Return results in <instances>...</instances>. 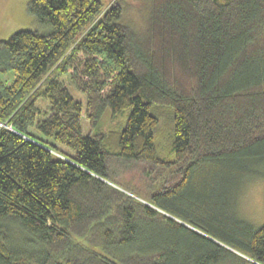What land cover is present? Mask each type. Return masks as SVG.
<instances>
[{"label": "trees", "instance_id": "16d2710c", "mask_svg": "<svg viewBox=\"0 0 264 264\" xmlns=\"http://www.w3.org/2000/svg\"><path fill=\"white\" fill-rule=\"evenodd\" d=\"M26 9L50 31L0 39V264H264V223L236 212L263 174L264 0ZM107 106L129 113L102 130ZM136 164L159 184L124 183Z\"/></svg>", "mask_w": 264, "mask_h": 264}, {"label": "rangeland", "instance_id": "374dc122", "mask_svg": "<svg viewBox=\"0 0 264 264\" xmlns=\"http://www.w3.org/2000/svg\"><path fill=\"white\" fill-rule=\"evenodd\" d=\"M29 0H0V39H7L14 32L22 29L37 30L41 33H46L50 31L49 24H44L39 22L33 15L27 12L26 6ZM103 5V9L112 0H100ZM7 77V79H9ZM61 80L66 85L70 94L75 100H78L82 106V120L81 126L84 133L89 132L88 119L85 115L86 108V95L79 91L76 86L72 83L69 78V74H65L61 77ZM40 115L38 118H46L48 115V106L46 102L39 101ZM170 108V107H169ZM168 111V109H164ZM46 111L45 113H43ZM129 113V108L122 109L116 114L111 112V109L107 106L104 108L100 119L98 121V127L102 130H107L111 128L114 124L125 121L126 115ZM171 112H164V115H158L160 119L159 126L162 128V134L159 137L160 145L166 147L170 138V134L173 129L172 118H170ZM36 125V123H35ZM35 125L29 127L31 134L36 137H43L35 130ZM153 169H158L154 167ZM261 172L263 174L260 177L252 178L246 180L242 186L241 190L237 195L236 212L237 217L248 221L255 227H258L264 223V165L261 167ZM145 171L138 165H131L129 168L122 170L121 174L123 177V182L130 185L132 188L141 191V193L146 192L147 187H155L158 185V179L154 177L147 178V183H145L143 175ZM129 194H132L127 190Z\"/></svg>", "mask_w": 264, "mask_h": 264}]
</instances>
